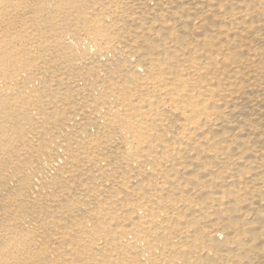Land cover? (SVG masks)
I'll use <instances>...</instances> for the list:
<instances>
[{
	"label": "bare ground",
	"instance_id": "1",
	"mask_svg": "<svg viewBox=\"0 0 264 264\" xmlns=\"http://www.w3.org/2000/svg\"><path fill=\"white\" fill-rule=\"evenodd\" d=\"M0 264H264V0H0Z\"/></svg>",
	"mask_w": 264,
	"mask_h": 264
}]
</instances>
